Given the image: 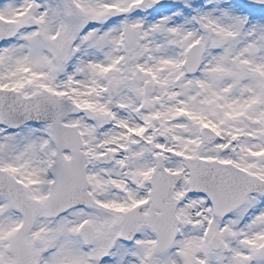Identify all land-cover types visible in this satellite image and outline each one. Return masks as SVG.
I'll return each mask as SVG.
<instances>
[{
  "label": "snow or ice",
  "instance_id": "obj_1",
  "mask_svg": "<svg viewBox=\"0 0 264 264\" xmlns=\"http://www.w3.org/2000/svg\"><path fill=\"white\" fill-rule=\"evenodd\" d=\"M0 264H264V0H0Z\"/></svg>",
  "mask_w": 264,
  "mask_h": 264
}]
</instances>
